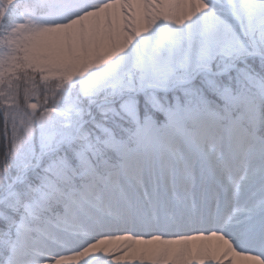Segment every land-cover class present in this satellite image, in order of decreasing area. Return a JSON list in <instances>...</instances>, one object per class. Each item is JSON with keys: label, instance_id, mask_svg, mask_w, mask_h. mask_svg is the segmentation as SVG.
Wrapping results in <instances>:
<instances>
[{"label": "snow or ice", "instance_id": "1", "mask_svg": "<svg viewBox=\"0 0 264 264\" xmlns=\"http://www.w3.org/2000/svg\"><path fill=\"white\" fill-rule=\"evenodd\" d=\"M0 264H264V0H0Z\"/></svg>", "mask_w": 264, "mask_h": 264}]
</instances>
